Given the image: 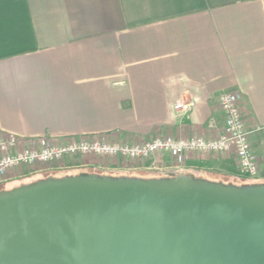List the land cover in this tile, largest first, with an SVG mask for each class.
<instances>
[{
    "label": "crops",
    "instance_id": "1",
    "mask_svg": "<svg viewBox=\"0 0 264 264\" xmlns=\"http://www.w3.org/2000/svg\"><path fill=\"white\" fill-rule=\"evenodd\" d=\"M222 91L240 94L251 152L264 160V0H0V131L54 141L208 138L210 122L222 126ZM177 101L193 105L177 111ZM86 161L66 156L0 185L78 171L228 178L239 170L221 153L189 152L179 166L169 153L130 168Z\"/></svg>",
    "mask_w": 264,
    "mask_h": 264
},
{
    "label": "water",
    "instance_id": "2",
    "mask_svg": "<svg viewBox=\"0 0 264 264\" xmlns=\"http://www.w3.org/2000/svg\"><path fill=\"white\" fill-rule=\"evenodd\" d=\"M179 171L0 189V264H264V184Z\"/></svg>",
    "mask_w": 264,
    "mask_h": 264
},
{
    "label": "built area",
    "instance_id": "3",
    "mask_svg": "<svg viewBox=\"0 0 264 264\" xmlns=\"http://www.w3.org/2000/svg\"><path fill=\"white\" fill-rule=\"evenodd\" d=\"M217 104L223 120L220 128L210 122L211 137L172 136L165 134L132 142L115 140L110 134L82 135L68 140H52L46 137L23 138L11 132L0 131V183L19 179L23 170L39 173L54 167L66 156H81L84 160L117 158L118 167L130 168L149 156L169 153L179 166L184 154L221 153L233 154L239 170L247 176L264 177V160L256 158L250 149L249 133L243 123L241 96L234 91H222ZM191 101H177L173 108L186 112ZM87 164L83 162L82 165Z\"/></svg>",
    "mask_w": 264,
    "mask_h": 264
},
{
    "label": "rangeland",
    "instance_id": "4",
    "mask_svg": "<svg viewBox=\"0 0 264 264\" xmlns=\"http://www.w3.org/2000/svg\"><path fill=\"white\" fill-rule=\"evenodd\" d=\"M85 171H78L79 174L84 173ZM95 173L98 175H108L112 177H119V176H133V177H141V178H148V177H162V176H168L171 175L169 173H156V172H101L99 170H95ZM190 173V172H189ZM50 174L56 175V172H51ZM43 174H38L39 177H43ZM65 175V174H64ZM67 175V174H66ZM190 175L192 176H199L200 179H213L218 182V180L222 182H227L231 181L233 182L232 185L236 186H243V185H254V184H264L263 179H259L256 176H247L243 173H241L239 170L234 173L230 177H225V176H218L217 174L214 173H208V172H200V173H194L191 172ZM39 177H30L24 179L25 182H33L34 180L38 179ZM9 183V184H8ZM7 184H1L0 187H7L9 185H20L19 182H8Z\"/></svg>",
    "mask_w": 264,
    "mask_h": 264
},
{
    "label": "trees",
    "instance_id": "5",
    "mask_svg": "<svg viewBox=\"0 0 264 264\" xmlns=\"http://www.w3.org/2000/svg\"><path fill=\"white\" fill-rule=\"evenodd\" d=\"M21 184H23V183H21ZM11 187H13V186H11ZM11 187H0V189H9V188H11Z\"/></svg>",
    "mask_w": 264,
    "mask_h": 264
}]
</instances>
